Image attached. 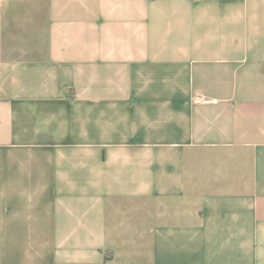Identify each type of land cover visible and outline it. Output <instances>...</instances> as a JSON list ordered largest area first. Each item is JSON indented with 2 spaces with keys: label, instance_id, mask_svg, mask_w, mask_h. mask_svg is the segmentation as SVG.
Segmentation results:
<instances>
[{
  "label": "crops",
  "instance_id": "1",
  "mask_svg": "<svg viewBox=\"0 0 264 264\" xmlns=\"http://www.w3.org/2000/svg\"><path fill=\"white\" fill-rule=\"evenodd\" d=\"M0 264H264V0H0Z\"/></svg>",
  "mask_w": 264,
  "mask_h": 264
}]
</instances>
